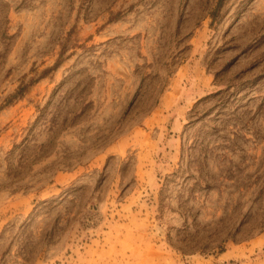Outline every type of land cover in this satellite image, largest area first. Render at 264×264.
Returning <instances> with one entry per match:
<instances>
[{
  "label": "rangeland",
  "instance_id": "rangeland-1",
  "mask_svg": "<svg viewBox=\"0 0 264 264\" xmlns=\"http://www.w3.org/2000/svg\"><path fill=\"white\" fill-rule=\"evenodd\" d=\"M0 264H264V0H0Z\"/></svg>",
  "mask_w": 264,
  "mask_h": 264
},
{
  "label": "trees",
  "instance_id": "trees-1",
  "mask_svg": "<svg viewBox=\"0 0 264 264\" xmlns=\"http://www.w3.org/2000/svg\"><path fill=\"white\" fill-rule=\"evenodd\" d=\"M24 90H25V87H24V88H21V89L19 90L18 94H21L22 92H24Z\"/></svg>",
  "mask_w": 264,
  "mask_h": 264
}]
</instances>
